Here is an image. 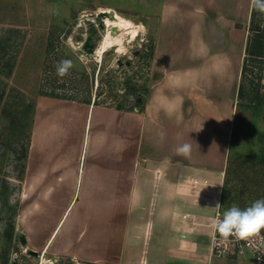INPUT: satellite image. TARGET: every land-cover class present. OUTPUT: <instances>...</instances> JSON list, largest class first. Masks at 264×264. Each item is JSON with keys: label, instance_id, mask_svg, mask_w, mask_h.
I'll use <instances>...</instances> for the list:
<instances>
[{"label": "crops", "instance_id": "obj_1", "mask_svg": "<svg viewBox=\"0 0 264 264\" xmlns=\"http://www.w3.org/2000/svg\"><path fill=\"white\" fill-rule=\"evenodd\" d=\"M252 6L164 0L142 110L40 94L23 172L33 249L84 264H264L211 250L241 81L237 23ZM62 198L68 207L50 205Z\"/></svg>", "mask_w": 264, "mask_h": 264}, {"label": "rangeland", "instance_id": "obj_2", "mask_svg": "<svg viewBox=\"0 0 264 264\" xmlns=\"http://www.w3.org/2000/svg\"><path fill=\"white\" fill-rule=\"evenodd\" d=\"M163 1L0 0V264H84L69 255L35 250L28 238L22 166L35 109L25 113L26 105L36 103L41 92L114 105L126 98L129 105L135 103L131 86L144 92L158 77L147 52L157 35ZM254 12L256 20H264V13ZM249 26V20L237 23L242 65L245 60L247 67L241 71L242 90L226 133L222 212L264 198V57L245 59L253 35ZM62 60L73 63L63 78L56 72ZM10 63L13 71L6 74ZM77 197L63 230L83 204ZM50 205L65 208L69 200Z\"/></svg>", "mask_w": 264, "mask_h": 264}, {"label": "clouds", "instance_id": "obj_3", "mask_svg": "<svg viewBox=\"0 0 264 264\" xmlns=\"http://www.w3.org/2000/svg\"><path fill=\"white\" fill-rule=\"evenodd\" d=\"M252 5L264 13V0H252ZM72 67V61H60L56 66L57 75L63 78L69 74ZM191 150L190 143H183L175 149L176 155L185 158L190 156ZM210 228L214 234H219L221 243L225 244L229 242V237L246 241H251L254 238L264 240V237H260L261 231L264 230V198L254 200L245 208L236 205L227 208L221 217L215 218L211 222Z\"/></svg>", "mask_w": 264, "mask_h": 264}, {"label": "trees", "instance_id": "obj_4", "mask_svg": "<svg viewBox=\"0 0 264 264\" xmlns=\"http://www.w3.org/2000/svg\"><path fill=\"white\" fill-rule=\"evenodd\" d=\"M255 7L252 6V11H251V17H250V26H249V29L250 31L253 32V35L248 39L247 43H246V48H245V51H246V60L248 59L247 57H254V58H257L258 56H262L264 57V20L261 18V20H256L255 18ZM152 46L150 47L149 51L147 52V57L151 60L152 57H153V54H154V49H155V45H154V42L151 44ZM13 63H10L9 64V68H8V72L6 74H9L13 71ZM246 67H247V63L246 61L244 60V63L242 65V73H244V71L246 70ZM130 80H128L127 82H129ZM4 83V82H3ZM131 90L133 91L132 94L133 95H136V101L135 103L129 105L127 103L128 101V98H126V102H124L123 100L119 101L117 104H115L117 107L119 108H129V109H132L134 107H138L140 110H142L144 108V103H145V100H146V96H147V93H148V90H149V86H144V92L142 90H140L139 88L135 87V86H131ZM242 90V87L240 86V92ZM2 92H1V95H0V98H2ZM40 94H46V95H51V96H57V97H66V98H71V97H68V96H62V95H59V94H55L54 92H41ZM34 108L35 109V103H31L29 102V104L26 105V111L25 113H29L30 111V108ZM26 117V115H25ZM24 128H25V125H24ZM25 133H29L28 129L27 130H24ZM23 131V132H24ZM30 135V133H29ZM30 137V136H29ZM29 146V145H28ZM27 150H28V147L26 146L25 150H24V153H23V156H24V159L26 158V155H27ZM24 166H25V163H23V170H22V173L24 172Z\"/></svg>", "mask_w": 264, "mask_h": 264}, {"label": "built area", "instance_id": "obj_5", "mask_svg": "<svg viewBox=\"0 0 264 264\" xmlns=\"http://www.w3.org/2000/svg\"><path fill=\"white\" fill-rule=\"evenodd\" d=\"M192 181L196 186L197 180L192 177ZM205 183L208 182L207 179L204 180ZM222 211L220 208L217 209L215 218L222 216ZM212 220V221H213ZM260 237H264V230L261 231ZM211 250L214 254L219 256H231V257H244L251 256L256 262H264V240L254 238L251 241L246 240H236L234 237H229V242L227 244L221 243V238L218 233H213L211 235Z\"/></svg>", "mask_w": 264, "mask_h": 264}, {"label": "water", "instance_id": "obj_6", "mask_svg": "<svg viewBox=\"0 0 264 264\" xmlns=\"http://www.w3.org/2000/svg\"><path fill=\"white\" fill-rule=\"evenodd\" d=\"M104 15H105L104 12H99V14H98V16H104ZM113 28H115V26H114ZM86 48H87V47H86ZM87 50H88V51H91L92 49L87 48ZM21 240H22V242H24V243L26 242L27 239H26L25 234H22V235H21Z\"/></svg>", "mask_w": 264, "mask_h": 264}, {"label": "bare ground", "instance_id": "obj_7", "mask_svg": "<svg viewBox=\"0 0 264 264\" xmlns=\"http://www.w3.org/2000/svg\"><path fill=\"white\" fill-rule=\"evenodd\" d=\"M137 29H138V27H137Z\"/></svg>", "mask_w": 264, "mask_h": 264}]
</instances>
